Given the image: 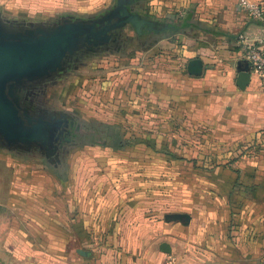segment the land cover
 <instances>
[{"label":"rangeland","instance_id":"rangeland-1","mask_svg":"<svg viewBox=\"0 0 264 264\" xmlns=\"http://www.w3.org/2000/svg\"><path fill=\"white\" fill-rule=\"evenodd\" d=\"M39 2V6L38 0H26L19 7L0 6L3 33L33 36L64 23L93 24L98 30L108 21L119 23L118 12L124 8L138 16L140 26L122 22L108 33V42L77 47L55 70L14 85L13 98L26 117L55 126L49 132L60 134L48 144L27 147H8L0 140L1 158L10 164L20 160L50 176L55 175L54 164L68 174L73 161H84L89 180L97 176L105 181L99 183L105 194H137L155 219L163 212L186 213L195 226L200 211L205 214L212 208L224 213L223 198L241 173L239 164L264 159V135L237 139L226 128L220 117L225 105L215 98L209 102L225 91L193 82L177 35L169 38V33L150 31L151 20L157 28L165 18L151 16L146 0ZM163 36L165 40H159ZM82 122L118 128L127 146L117 151L79 146L67 127L82 132Z\"/></svg>","mask_w":264,"mask_h":264},{"label":"crops","instance_id":"crops-1","mask_svg":"<svg viewBox=\"0 0 264 264\" xmlns=\"http://www.w3.org/2000/svg\"><path fill=\"white\" fill-rule=\"evenodd\" d=\"M24 1L0 0V6ZM250 1L264 11V0ZM235 2L146 0L151 16L165 18L157 28L150 21L152 34L177 35L186 65L198 58L208 73L193 82L225 91L209 102L225 105L226 128L237 139L254 138L264 135V91L252 73L245 90L235 86L237 62L245 60L237 37L252 42L264 36V26L237 11ZM150 50L153 56L154 42ZM5 161L0 156V264H264V159L239 164L224 213L200 211V223L183 230L165 222L169 212L155 219L137 194H105L99 185L105 181L89 180L84 161H73L64 180L20 160ZM162 243L170 254L159 250Z\"/></svg>","mask_w":264,"mask_h":264},{"label":"water","instance_id":"water-1","mask_svg":"<svg viewBox=\"0 0 264 264\" xmlns=\"http://www.w3.org/2000/svg\"><path fill=\"white\" fill-rule=\"evenodd\" d=\"M122 20L111 27L130 20L137 27L140 26L137 15L130 14L125 8ZM125 16V18H123ZM149 26L152 24L149 22ZM111 28L107 26L96 30L95 25L82 23H64L52 32L37 33L33 36H9L3 33L0 23V140L8 147L34 146L37 143L52 141L54 133L49 132L52 127L45 123L29 120L17 105L12 95L13 86L33 78L45 76L55 70L65 57L77 47L90 46L94 42H107L109 36H99ZM92 39V40H90ZM204 67L200 59H192L186 65L189 76L200 77ZM238 73L235 86L245 90L250 82V69L246 60H239L236 65ZM33 124L28 127L26 124ZM167 223L179 222L188 226L191 217L186 213H170L164 216ZM159 250L170 254L167 243H162ZM79 254L86 255L79 250Z\"/></svg>","mask_w":264,"mask_h":264},{"label":"trees","instance_id":"trees-1","mask_svg":"<svg viewBox=\"0 0 264 264\" xmlns=\"http://www.w3.org/2000/svg\"><path fill=\"white\" fill-rule=\"evenodd\" d=\"M81 128L84 129L82 132H77V129L73 130L72 127H67L69 132L68 135L72 136L74 139H77L79 146H100L104 148H110L112 150H121L127 146V142L122 138L118 128L110 126L108 124H99L96 122H82ZM59 129V128H57ZM73 131V132H72ZM62 133V132H61ZM60 132L56 130L53 137H58ZM56 164L52 166V169L55 170V174L59 179H66L65 170L57 168Z\"/></svg>","mask_w":264,"mask_h":264},{"label":"built area","instance_id":"built-area-1","mask_svg":"<svg viewBox=\"0 0 264 264\" xmlns=\"http://www.w3.org/2000/svg\"><path fill=\"white\" fill-rule=\"evenodd\" d=\"M235 7L240 13L264 26V11L256 3L237 0ZM237 40L244 46V59L249 64L250 73L257 77L259 88L264 91V36L249 42L244 35H239Z\"/></svg>","mask_w":264,"mask_h":264},{"label":"flooded vegetation","instance_id":"flooded-vegetation-1","mask_svg":"<svg viewBox=\"0 0 264 264\" xmlns=\"http://www.w3.org/2000/svg\"><path fill=\"white\" fill-rule=\"evenodd\" d=\"M124 3H126V1H124ZM135 4V3H134ZM129 6H132V5H129ZM123 14H124V11L123 10H120L119 12H118V21H120V20H122L121 19V17L123 16ZM113 24H111V21H108L107 22V24L105 25V26H107V28L109 29V28H111L110 30H108V31H106L105 33H103V34H101L100 36H99V38H102V37H105V35H108V33L111 31V30H113V28L111 27ZM105 26H103V27H105ZM102 27V28H103ZM101 29V28H100ZM90 40H92V39H90ZM109 41V40H108ZM107 41V42H108ZM35 124H38V123H31V124H26L28 127H32L33 125H35ZM41 144V143H40ZM44 148H47V146H45Z\"/></svg>","mask_w":264,"mask_h":264}]
</instances>
